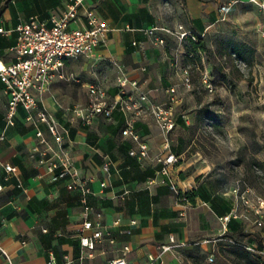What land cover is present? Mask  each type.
<instances>
[{"label": "crops", "instance_id": "1", "mask_svg": "<svg viewBox=\"0 0 264 264\" xmlns=\"http://www.w3.org/2000/svg\"><path fill=\"white\" fill-rule=\"evenodd\" d=\"M72 1L0 0V28L9 31L0 32V62L14 60L11 47L17 25L31 17L51 25V18L61 16ZM88 10L106 22L109 32L106 44L95 53L99 65L93 70L82 67L80 75L107 88L114 103L111 117L97 115L87 124L76 116L74 108L87 105L93 82L83 97L62 88L74 61L67 62V77L52 84L39 107H45L63 127L74 168L79 177L88 180L90 218L95 220L99 212L104 224L111 225L116 218L121 223L113 228L114 242L104 239L94 249L81 245V193L67 188L69 177L54 180L39 165L40 156L35 152L39 139L22 107L15 124L6 125L8 98L0 81V135H5L0 140V244L11 260L0 251V264H50L51 258L55 264H65L66 257L72 264H111L120 256L144 264L149 255L158 256L171 237L183 245L164 252L155 264H264V225L257 224L259 217L253 218L254 208L243 204L234 188L222 191L206 178L207 172L195 166L197 159L186 156L196 111L183 108L189 89L183 69L175 61L182 43H168L173 36L177 42L190 37L181 39L180 32L195 38L210 32L235 35L258 30L264 26V10L251 0H83L73 28L87 23ZM153 27L176 33L158 29L157 34L167 42L156 44L146 32ZM121 75L136 81L138 88L128 84L126 92H121L117 85ZM140 92L146 93L148 101L140 100ZM124 103L132 109L123 111ZM151 104L172 108L171 130L166 132L158 125ZM129 117L140 141L148 146L142 158L130 154L137 142L122 134ZM39 128L51 140L46 125L41 123ZM170 153L178 162L163 173L158 159ZM6 165L16 170L7 173ZM226 215L230 219L221 220ZM133 219L136 224L131 225ZM126 229L131 233H124ZM243 245H255L263 252L251 253ZM125 246L129 251L124 252ZM237 247L245 252L225 251Z\"/></svg>", "mask_w": 264, "mask_h": 264}, {"label": "built area", "instance_id": "2", "mask_svg": "<svg viewBox=\"0 0 264 264\" xmlns=\"http://www.w3.org/2000/svg\"><path fill=\"white\" fill-rule=\"evenodd\" d=\"M83 0H73L59 17L51 18V25L38 17L21 22L15 28L17 32L16 42L11 47L14 55L13 62L4 64L0 62V81L4 84L7 94V112L6 125H14L18 108L22 107L26 111V120L30 121L35 127V135L39 139V144L46 147L42 149L38 144L35 152L40 156L39 165L45 168V171L52 175L54 180L62 177H69L67 188L70 190H78L81 193V203L83 206V223L82 233L80 235L81 245L86 248L94 249L96 243L108 239L114 242L113 228L120 225L121 219L116 218L111 225H106L101 220V213H96V219L90 218L92 207L88 203V196L91 189L88 180L78 176L74 168L72 157L65 146V137L63 127L54 119L53 115L45 108L39 107V102L43 96L50 92L52 84L58 79H65L66 64L69 61H75L79 58H89L95 55L96 51L104 46L107 42V34L109 28L104 20H102L93 10L86 13V24L82 27L73 28L72 24L79 20L78 6ZM257 2L264 10V2ZM182 26H179L181 29ZM160 29L166 33L175 34L167 28L153 27L146 30L147 34L153 38L156 44H165V39L157 34ZM0 32L8 34L9 31L0 28ZM178 36L183 39L191 36L188 32H180ZM120 69V68H119ZM187 81V80H186ZM131 84L138 88L136 81L121 75L117 78V85L120 91L125 93L126 87ZM186 84V83H185ZM172 91H175L172 89ZM89 101L86 106H77L74 108L76 116L84 123H91L92 119L97 115H103L106 118L111 117L114 103L109 100L107 88L100 82L93 83L89 86ZM141 101H148L146 93H139ZM121 109L128 112L132 107L124 103ZM150 111L153 114L158 125L166 132L174 126V119L171 107H165L160 104H151ZM44 123L48 129L51 140L47 139L39 125ZM134 120L129 117L126 127L123 129V135H130L137 142V148H133L130 154L139 158L144 157L148 153V146L140 141L138 134L133 129ZM5 138L4 133L0 135V140ZM52 141V142H51ZM162 163L161 171L168 173L172 164L178 162V157L173 154H167L158 159ZM106 171L109 165H104ZM6 172L15 171V167L5 166ZM102 187L106 186V182L101 183ZM2 188L0 183V189ZM235 193L238 192L234 188ZM241 199L246 204H251L250 200L241 193ZM258 203L264 200L260 196H256ZM256 213H260L259 208ZM230 215L221 217V220L228 221ZM258 225H262L263 221L259 220ZM131 225L136 224V220L130 221ZM124 233L130 234L131 229H126ZM183 243L177 242L171 237L170 242L161 246L158 256L149 255L144 264H155L161 259L164 252L173 248L182 246ZM243 247L251 253H261L255 245H243ZM0 251L11 262L7 251L0 244ZM129 251V247H124V252ZM209 261L213 262L214 258L209 257ZM50 264H55L51 258ZM65 264H72V260L66 257ZM111 264H135L128 262L124 256L117 257L112 260Z\"/></svg>", "mask_w": 264, "mask_h": 264}, {"label": "rangeland", "instance_id": "3", "mask_svg": "<svg viewBox=\"0 0 264 264\" xmlns=\"http://www.w3.org/2000/svg\"><path fill=\"white\" fill-rule=\"evenodd\" d=\"M262 28L235 35L210 32L178 42L173 36L168 43H182L175 61L182 67L189 89L183 108L196 111L188 131L186 156L197 159L195 166L207 172L206 178L214 180L222 191L237 188L239 195L245 193L254 208L253 218L259 217L264 225V201L256 200V196L264 200ZM235 46L240 47L241 55L233 51ZM98 65L95 55L70 63L62 88L87 95L88 84L94 80L82 79L80 71L84 66L93 70ZM257 208L260 213H256ZM225 251L245 252L238 247Z\"/></svg>", "mask_w": 264, "mask_h": 264}, {"label": "trees", "instance_id": "4", "mask_svg": "<svg viewBox=\"0 0 264 264\" xmlns=\"http://www.w3.org/2000/svg\"><path fill=\"white\" fill-rule=\"evenodd\" d=\"M233 51L241 55V53H240V47L235 46L234 49H233Z\"/></svg>", "mask_w": 264, "mask_h": 264}]
</instances>
